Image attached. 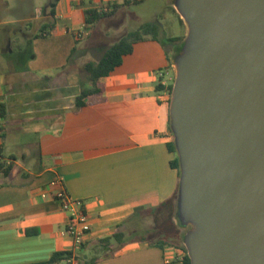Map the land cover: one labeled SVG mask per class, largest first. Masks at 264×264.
I'll use <instances>...</instances> for the list:
<instances>
[{
	"label": "crops",
	"instance_id": "obj_1",
	"mask_svg": "<svg viewBox=\"0 0 264 264\" xmlns=\"http://www.w3.org/2000/svg\"><path fill=\"white\" fill-rule=\"evenodd\" d=\"M150 1L0 0L2 62L9 58L7 65L13 67L14 74L30 75L26 88L31 97L26 98V104L44 103L59 110L58 124L37 133L32 160L23 169L14 167L8 176L0 173V264L46 261L57 251H73L75 257L88 260L89 248L94 251L99 240L117 231L125 232L124 244L118 249L113 244L110 247L115 250L93 264H185V251L179 244L187 227L178 217L180 176L172 164L175 154L170 148L171 95L167 89L157 88L159 83L170 84L167 77L173 66L171 49L162 42L161 32L158 39L134 43L122 63L101 78L100 102L76 110V96L89 80L76 75L72 66L61 72L73 61L81 43L90 40L97 25L106 19L91 31L85 29L87 8L118 4L113 17ZM174 3L166 0L165 9L180 21ZM10 12L15 15L9 17ZM124 17L122 26L139 18ZM52 20L55 27L51 34L35 38ZM33 23L35 31L30 30ZM15 27L20 30L15 32ZM14 34L28 36L25 45L21 46L20 38L19 44L10 48ZM76 34L83 38L76 41ZM88 52L87 46L78 53ZM0 70V100H8L9 86L4 84L1 65ZM1 123L0 116V127ZM3 134L8 135L0 128L4 153L18 159L17 153L9 152ZM31 143L26 140L24 146L31 147ZM56 179H61L72 197L84 202L89 215L91 230L79 248L67 232L69 213L53 197ZM159 240L173 244L161 245Z\"/></svg>",
	"mask_w": 264,
	"mask_h": 264
},
{
	"label": "water",
	"instance_id": "obj_2",
	"mask_svg": "<svg viewBox=\"0 0 264 264\" xmlns=\"http://www.w3.org/2000/svg\"><path fill=\"white\" fill-rule=\"evenodd\" d=\"M170 126L191 264H264V0H175Z\"/></svg>",
	"mask_w": 264,
	"mask_h": 264
},
{
	"label": "rangeland",
	"instance_id": "obj_3",
	"mask_svg": "<svg viewBox=\"0 0 264 264\" xmlns=\"http://www.w3.org/2000/svg\"><path fill=\"white\" fill-rule=\"evenodd\" d=\"M165 4L166 0H152L148 3V5L135 6V8H130L125 11V13L121 11L116 16L104 19L97 25L93 37L90 40L83 41L79 46V53L80 50L87 46L89 52L86 55H79V53L77 52L73 57V61L70 62V65H68L66 69L62 70L61 72L69 70L70 66H72L76 75H80L82 78L89 80L88 74L83 67L87 60H98L111 45L116 43L128 32L137 29L147 20L148 22L157 21L160 26V36L163 40H166L171 36H179L181 37V42H183L184 44L185 38L188 34V26L185 22H180L177 15H174L170 10L165 9ZM14 15L15 12H10L9 17H13ZM133 15L137 17L139 16L138 19H134V23L126 26L121 25L122 21L126 19L124 16L132 17ZM32 25L33 27L30 30L35 31V24L33 23ZM9 29L10 27L5 28V30ZM14 29L15 32H17L20 30V27H15ZM10 31L13 30L10 29ZM86 37L87 36H85V38ZM20 38H22L23 40L21 46L25 45V40L26 38H28V36L24 37L21 34H14V36L12 37L13 43L10 44V48L14 49L19 44ZM168 47L173 51V66L171 69V73L167 77V79H169V83L173 84L176 77L174 57L177 52L172 44L168 43ZM9 60V58H7V60L3 59L2 62V59L0 58V63L2 62V64H0L1 69L4 72V84L9 86V98L8 100L5 97L3 98V101L7 104L8 113L7 119L3 122V127L4 132L8 134L7 139L9 143V152H15L18 155V159L14 167L17 169H23L24 166L28 164L30 159L32 160L31 157L35 150L34 144L36 141L37 133L58 124L59 110H52L51 108L49 109L44 105V103H37L38 105H36L30 101L31 103L26 104V98L31 97V95H28L30 91H28V89L26 88V82L30 80V75H21L20 73L14 74L12 69L13 67L7 65V62ZM78 60H80L81 62H79ZM67 93L72 92L68 91ZM22 94L26 95L22 97ZM12 95H14V97L10 101L9 99L12 97ZM34 96L35 94H33L32 97ZM67 100H70V97L65 100V103H68ZM8 101H10L9 104ZM26 107H29V109H25ZM172 137L174 138L173 134ZM24 140L31 141V147H25ZM17 144L19 145L16 149L14 147H16ZM23 150H26V155L24 154ZM89 249L90 250L87 253V258H91L96 254L102 253L93 251V249L91 248ZM76 263L77 261L75 259L74 263L71 262L69 264Z\"/></svg>",
	"mask_w": 264,
	"mask_h": 264
},
{
	"label": "trees",
	"instance_id": "obj_4",
	"mask_svg": "<svg viewBox=\"0 0 264 264\" xmlns=\"http://www.w3.org/2000/svg\"><path fill=\"white\" fill-rule=\"evenodd\" d=\"M107 8L108 10H106L105 7L87 8L85 10V29L91 31L101 19L112 16L117 10L118 4H108ZM174 11L176 10L174 9ZM52 13H54V10ZM178 15L180 17V21L184 23V20L181 18L179 13ZM54 27L55 22L53 20L51 22H46L41 27L39 33L35 34L34 37H45L51 34ZM159 31L160 26L157 21L145 22L141 24L137 29L128 32L123 37H121L116 43L111 45L98 60L87 61L83 67L88 74L89 85L83 88L82 91L76 96L75 109L78 110L85 105L93 104L103 100V85L101 83V78L108 76L112 71L116 69V67H118L122 63L123 57L133 51L134 43L138 41H144L148 38L158 39ZM75 37L76 41H80L83 38L80 34H76ZM162 42L164 43V45H166V47H168V43L172 44V46L175 47L177 53L180 51L183 45V42H181V37L179 36H171L167 38L166 41L162 40ZM169 53L171 54V57H173V51L170 50ZM30 57H34V53H31ZM157 88L158 90L167 89L169 91V94L171 95L173 84L170 83L167 86H163L159 83L157 85ZM0 116L2 118L0 128L4 129L2 124L7 118V104L3 100H0ZM170 132L173 134L171 126ZM2 137L6 138L7 136L6 134H3ZM3 148V145L0 146V173L4 174L5 176H8L10 175L11 171L15 166V160L17 159V157L14 154L6 155L3 151ZM170 148L171 151L175 154V158L172 164L175 168L178 169L180 176V162L174 138L172 143L170 144ZM124 238L125 232L117 231L113 235L99 240V242L94 246V251L102 253L96 254L88 260H84L83 257L79 256L75 257L73 251H57L46 261L30 264H69L70 262H67V260L71 258H73L74 260L77 259V264H93L99 258L109 256L115 250L110 247L113 244H116V249L120 248L124 244ZM157 243L161 245L173 244L161 240L157 241ZM179 245L185 251L184 263L191 264V259L187 253L184 244L181 243Z\"/></svg>",
	"mask_w": 264,
	"mask_h": 264
},
{
	"label": "built area",
	"instance_id": "obj_5",
	"mask_svg": "<svg viewBox=\"0 0 264 264\" xmlns=\"http://www.w3.org/2000/svg\"><path fill=\"white\" fill-rule=\"evenodd\" d=\"M108 10L107 7H105ZM57 187L53 197L59 202L61 209L69 213L67 221V232L72 238L75 248L81 247L90 233L91 224L85 204L82 200L72 197L62 186L61 179H56L54 183ZM68 259L67 262H73Z\"/></svg>",
	"mask_w": 264,
	"mask_h": 264
}]
</instances>
